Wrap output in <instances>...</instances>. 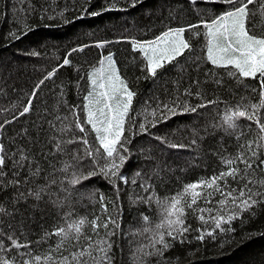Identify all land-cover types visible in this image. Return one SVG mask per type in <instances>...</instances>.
Here are the masks:
<instances>
[{
    "label": "trees",
    "instance_id": "1",
    "mask_svg": "<svg viewBox=\"0 0 264 264\" xmlns=\"http://www.w3.org/2000/svg\"><path fill=\"white\" fill-rule=\"evenodd\" d=\"M131 5L132 0H0V125H3L0 143L4 144L7 154L3 169L7 175L0 177V206L5 209L0 213L3 233L0 239L5 246L9 244L8 235L21 242L27 239L32 242L34 254L44 252L55 245L57 237L52 236L39 245L36 242L46 232L64 226L66 214L70 213L73 220L100 215L98 197L103 193L108 214L119 224L117 234L112 236V264H140V259L144 264H264V205L256 210L255 216L245 214L233 221V232L217 230L215 238L204 241L195 239L199 234L196 230L210 231L211 221L205 225L189 213L186 224L193 230L186 234V242H172L163 257H144L138 252L142 245L149 243L151 235L141 232L146 227L154 229L162 212L154 200L150 204L133 201L138 196L147 198L154 193L160 198L172 196L182 185L211 176L222 167L220 156L233 154L238 144L253 139L256 126L243 118L237 121L238 131H225L226 125H218L223 124L226 106L241 102V97L246 98L245 103L257 101L258 95L250 89L258 87V82L247 79L237 83L217 70L222 80L217 84L208 76L212 69L210 63L201 60L197 67L185 57L179 58L177 67L166 66L157 78L144 79L147 73L142 71V57L132 49V39L150 40L167 27L196 23L197 9L203 11L208 7L219 13L222 8L204 3L193 5L190 0H140L135 7ZM92 12L100 15L93 16ZM10 33H15L17 38H10ZM103 41L110 43L98 47ZM192 44L195 55H204L200 51L202 37L192 40ZM80 48L83 51H72ZM109 52L115 54L121 75L136 92L126 127L144 123L145 109L150 112L157 102L170 101L177 94V85L181 93L190 85L193 92L201 91L203 100L194 95L182 97L192 105L217 101L199 108L196 113H183L160 122L150 133L131 137L128 145L131 155L121 170L129 183L118 181V192L101 177L69 185L71 169L68 173L61 170L65 162L74 163L73 153L83 146L65 144V151L57 152L54 139L66 141L73 135H82L74 126L70 109L83 104L82 97L89 89L87 76ZM65 57L71 64L59 67ZM54 69L59 70L45 80L32 101L30 112L21 116L36 85ZM261 117L264 122V110ZM80 118L83 121V114ZM68 125H72L70 131H57ZM132 131H138V127ZM93 136L89 132V143H93ZM155 137H164L167 143L185 147L170 148ZM21 154L28 159L14 166ZM37 168L39 175H31ZM83 170L85 174L88 171L87 167ZM16 172L19 174L14 176ZM14 179L21 183L10 184ZM133 179L135 184L131 183ZM145 184L151 185L148 191L142 188ZM41 187L46 191L41 193L40 200L29 195ZM219 199L216 194L211 203H200V207L219 208ZM227 211L225 208L224 212ZM143 215L149 216L150 221H143ZM15 253L13 249L8 255Z\"/></svg>",
    "mask_w": 264,
    "mask_h": 264
},
{
    "label": "snow or ice",
    "instance_id": "2",
    "mask_svg": "<svg viewBox=\"0 0 264 264\" xmlns=\"http://www.w3.org/2000/svg\"><path fill=\"white\" fill-rule=\"evenodd\" d=\"M139 2L140 0H132L131 6L135 7ZM190 3L219 5L222 10L216 13L208 7L203 11L197 9L196 23L167 27L150 40L132 39V49L142 57V71L147 73L144 79L157 78L158 73L166 66L177 67L179 58L185 57L197 67L201 60L210 63L212 69L209 70L208 76L217 84L222 83L217 70H222L237 83H243L247 79L257 81L258 87L250 89L252 93L258 95L257 101L245 103L246 98L241 97V102L226 106L222 118L223 124L218 125V127L226 125L225 131L229 129L238 131L237 121L243 118L254 123L257 131L253 139L238 144L233 154L220 156L222 167L211 176L182 185L181 190L172 196L160 198L154 193L147 198L138 196L133 201L150 204L154 200L162 212L160 222L154 229L146 227L141 232V234L151 233L148 237L149 243L138 249L144 257L154 255L163 257L164 252L172 247V242H186V234L193 230L186 224L189 213L205 225L211 221L210 231L196 230L199 234L195 239L204 241L206 238H215L217 230L220 233L233 232L234 229L231 227L233 221L241 219L245 214L255 216L256 210L264 205V122L261 117V111L264 110V0H190ZM90 14L100 15L99 12ZM186 33L189 34L187 37ZM9 35L10 38H17L15 33ZM201 37L203 44L200 51L204 55L197 56L194 54L192 40ZM109 43V41H103L97 46L103 48ZM72 51H83V48ZM70 64L71 60L65 57L59 67ZM99 65L87 76L89 89L82 97L83 104H77L70 109L74 126L82 135H73L66 141L54 138L57 141L55 149L57 152H64L65 144L83 146L73 153L74 163L65 162L61 170L68 173L71 169L69 185L75 186L90 178L101 177L112 184L118 192V181L124 184L129 183L121 170L131 155L128 148L131 137L139 133H150V129L155 128L160 122L179 114L196 113L199 108L216 104L217 101L207 100L192 105L182 97L194 95L203 100L201 91L193 92L190 85L181 93L177 85V94L170 101L157 102L156 107L150 112L145 109L143 113L145 122L138 126L133 125L132 128L138 127V131H132V128L126 125L133 111L132 105L136 92L129 87L128 81L121 75L115 54L109 52L99 61ZM58 70L49 72L36 85L27 105L20 112L21 116L30 112L32 101L39 88ZM195 83L199 89V81ZM76 87L79 88V83ZM60 95L63 97L64 92L61 91ZM81 114H83V121L80 118ZM149 116L152 119H149ZM57 119L61 118L57 117ZM71 127L72 125H68L57 131L63 133L70 131ZM0 128H3V125H0ZM89 132L94 134L93 143H89ZM236 138L239 140L240 136ZM155 139L161 143H167L164 137H155ZM192 143L195 144V141ZM167 146L174 149L185 147L183 144L176 143H167ZM6 159L5 146L0 143V177L7 175L3 171ZM27 159V156L21 154L20 160L14 161V166L22 164ZM85 167L88 169L86 174L83 170ZM18 174L16 172L14 176ZM30 174L39 175V168ZM136 176L139 177L140 173H136ZM9 183L19 185L21 182L14 179ZM131 183L135 184L136 180L133 179ZM142 188L148 191L151 185L145 184ZM44 191L46 189L41 187L36 192L30 191L29 195L40 200L41 193ZM64 191L67 192L68 189ZM216 194L220 196L217 200L219 208L200 207V203H211L212 197ZM93 195L96 194L93 193ZM21 198L25 197L21 195ZM105 200L103 193H99L101 214L94 215L91 219L84 216L73 220L70 213L66 214L64 226H58L52 232H46L41 241L36 242L39 245L52 236L57 237L53 247L39 254L33 253L32 242L27 239L21 242L19 238L8 235L7 246L4 245L3 239H0V264H112L110 255L114 243L112 236L117 234L119 224L116 218L108 214V203ZM225 208L228 209L227 213L224 212ZM3 212L5 209L0 206V213ZM205 212L208 213L207 218ZM142 220L148 222L150 217L143 215ZM0 236H3L2 232ZM168 238H171V241ZM13 249L16 250L15 255H8ZM140 264H144L143 259H140Z\"/></svg>",
    "mask_w": 264,
    "mask_h": 264
}]
</instances>
